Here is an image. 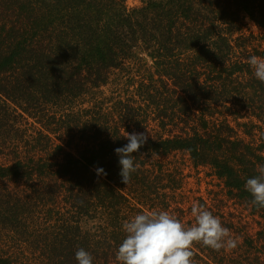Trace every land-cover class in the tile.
Instances as JSON below:
<instances>
[{
	"label": "trees",
	"instance_id": "1",
	"mask_svg": "<svg viewBox=\"0 0 264 264\" xmlns=\"http://www.w3.org/2000/svg\"><path fill=\"white\" fill-rule=\"evenodd\" d=\"M126 1L0 0V264H77L81 248L120 264L124 220L166 210L187 227L197 202L239 240L194 242L193 264H264L245 189L264 165L247 62L264 57V0ZM127 132L148 139L126 185Z\"/></svg>",
	"mask_w": 264,
	"mask_h": 264
},
{
	"label": "clouds",
	"instance_id": "2",
	"mask_svg": "<svg viewBox=\"0 0 264 264\" xmlns=\"http://www.w3.org/2000/svg\"><path fill=\"white\" fill-rule=\"evenodd\" d=\"M247 62L255 78L264 82V57L252 55ZM125 137L128 143L116 148L115 153L119 158L121 181L127 185L139 167L133 154L147 142L148 136L127 132ZM96 173L107 175L102 167ZM257 173L246 180L245 189L253 203L264 208V165L258 166ZM191 214L195 223L187 227L166 210L142 212L124 220L122 230L126 235L117 249L116 260L120 264H193L194 242L214 250L237 247L239 238L233 237L220 218L202 204L193 203ZM75 258L77 264H93L91 253L83 248L76 251Z\"/></svg>",
	"mask_w": 264,
	"mask_h": 264
},
{
	"label": "rangeland",
	"instance_id": "3",
	"mask_svg": "<svg viewBox=\"0 0 264 264\" xmlns=\"http://www.w3.org/2000/svg\"><path fill=\"white\" fill-rule=\"evenodd\" d=\"M126 3H127V6L130 7V8H134V7H137V6L141 5L140 0H127ZM252 31L254 33H256V34H258L260 32L259 29H257V27L254 26V25H252ZM106 96H109V95L106 94ZM192 186L193 187L195 186L194 180H192ZM201 194L205 195V196L207 195L206 184L205 183H203L202 186H201ZM250 221H251V228H252L250 231L252 233H255L259 229V226L256 223H254V221H252L251 219H250Z\"/></svg>",
	"mask_w": 264,
	"mask_h": 264
}]
</instances>
